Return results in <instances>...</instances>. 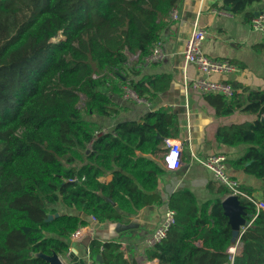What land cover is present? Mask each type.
Instances as JSON below:
<instances>
[{
    "label": "trees",
    "instance_id": "1",
    "mask_svg": "<svg viewBox=\"0 0 264 264\" xmlns=\"http://www.w3.org/2000/svg\"><path fill=\"white\" fill-rule=\"evenodd\" d=\"M261 1L225 5L237 15ZM181 2L0 0V264H47L32 253L67 255L72 234L92 217L125 222L126 213L164 204L156 192L164 173L157 159L165 157L166 139L180 136L177 114L161 106L112 130L87 116L117 117L121 108L110 93L120 91L118 82L147 102L170 88L171 74L132 75H141L145 57ZM247 14L248 20L254 17ZM256 50L264 51V43ZM203 97L217 117L238 111L254 116L221 124L216 139L246 145L230 163L264 184V89ZM107 175L112 178L102 181ZM228 193L223 187L218 197L201 203L187 189L172 193L174 222L161 242L147 248L148 260L230 264L232 228L222 207ZM242 203L256 213L252 202ZM63 206L81 214L61 212ZM240 241L234 264H264V209ZM118 246L96 236L91 257L99 262L101 255L102 264H135Z\"/></svg>",
    "mask_w": 264,
    "mask_h": 264
},
{
    "label": "crops",
    "instance_id": "2",
    "mask_svg": "<svg viewBox=\"0 0 264 264\" xmlns=\"http://www.w3.org/2000/svg\"><path fill=\"white\" fill-rule=\"evenodd\" d=\"M175 9L179 18L169 17L168 25L161 37L165 51L164 59L149 65L145 63L141 75H132L134 79H139L144 74H171L173 80L170 88L160 93L152 102H140L126 97L124 89V101L120 103L114 99L117 105L122 107L117 117L92 115L93 117L90 118L102 124L105 130H112L119 121L139 120L147 111L168 106L179 119L180 136L175 138L185 143L181 164L175 169H168L164 159H157L164 173L161 175L156 192L162 196L164 204L148 205L135 213H126L125 222H137L139 227L125 231L123 234L115 231L116 223L99 222L94 227L95 236L118 242L119 246L116 250H120V247L124 248L126 256L135 264L146 262L162 264L159 259L148 260L146 250L149 247L145 239L164 220L172 193L187 189L194 193L201 203L218 197L223 189L224 186L215 180L210 170L198 163L191 164L192 153L201 156L223 153L228 158V172L253 195L258 198L264 196V184L260 179L241 168H235L230 163V160L238 158L243 153L246 145L233 147L219 143L216 139V131L221 124L241 122L254 116L248 112L238 111L228 117H217L215 110L203 95L195 89L185 88V83H190L200 75V72L194 64L186 63L183 57L187 39L193 31L194 22L198 19L200 26L206 32L202 43L205 53L213 58L228 59L238 67L234 73L228 75L213 73L210 77L214 80L228 81L239 93L264 89V51L256 50V45L264 43V35L250 27L252 18L247 19L249 16L247 12L255 16L264 9V0L249 6L245 12L237 15L229 11L225 0H183ZM165 149L164 156L168 152L166 146ZM111 178V175H107L101 180L109 181ZM212 183L219 184L210 187ZM60 211L81 214L76 209L64 206ZM90 241V237L85 236L72 244L75 247L74 255L77 259H84L86 264H93L92 257L87 253Z\"/></svg>",
    "mask_w": 264,
    "mask_h": 264
},
{
    "label": "built area",
    "instance_id": "3",
    "mask_svg": "<svg viewBox=\"0 0 264 264\" xmlns=\"http://www.w3.org/2000/svg\"><path fill=\"white\" fill-rule=\"evenodd\" d=\"M175 8L170 12L169 17H171L172 19L179 18V15ZM214 12L217 13L218 11ZM250 27L253 30L258 31L264 35V9L260 10L252 18ZM205 34V30L200 26V20L197 19L193 24V31L187 39L183 51V57L186 63H192L196 66V68L200 72V75L194 78L190 83H185V88L187 90L191 88L195 89L201 95L221 94L226 98H231L237 91V89H235L231 85V83L225 80H214L210 76L213 73L228 75L236 72L238 70V67L228 59L213 58L207 55L202 46ZM164 57L165 51L160 41L152 47L149 55L145 57V63L149 65L158 61H162ZM124 89L126 92V97H135L134 99L140 102L145 101L139 98L128 86H126ZM184 145L185 143L180 139H166V148L168 152L165 154L164 163L168 169H175L179 167L182 162L181 156L184 151ZM178 160L180 161L179 164H177ZM194 163L201 164L205 168L210 170L215 180L228 189L229 193L227 194V196L237 195L241 200L246 199L252 202L256 207V213L254 214V217H256L257 214L262 209H264V202L258 199L255 195L247 192L243 188L242 183L228 172V158L223 153H213L206 156L192 153L191 164ZM174 215L175 211L169 208L166 212L164 220L149 236L146 237L145 243L148 247H154L156 244L162 241V239L167 234L169 226L174 222ZM98 223L99 221L95 217H92L89 224L77 228L71 236V243L74 244L85 236L90 237V240L95 238L96 236L94 227ZM231 247L229 248L230 264H234L235 256L241 253L242 244L240 238L233 245V247ZM74 248L75 247L71 245L70 251L68 252L67 256L70 255V253L74 252ZM120 250L124 251V248L120 247ZM87 253L91 257L89 245L87 247ZM145 264L151 263L146 262Z\"/></svg>",
    "mask_w": 264,
    "mask_h": 264
},
{
    "label": "water",
    "instance_id": "4",
    "mask_svg": "<svg viewBox=\"0 0 264 264\" xmlns=\"http://www.w3.org/2000/svg\"><path fill=\"white\" fill-rule=\"evenodd\" d=\"M160 137V135H158ZM248 162L247 164H249ZM108 201H112L110 196H107ZM114 204L115 202L112 201ZM222 207L225 215L228 217L229 224L232 228V238L231 241L233 244L237 242L240 238L242 231L248 227L253 221L254 214L247 212L246 206L242 203V200L237 195H228L225 196L222 200ZM58 215V214H57ZM52 218V215H50ZM139 227V224L134 221L130 222H118L115 224V231L117 233H123L131 229ZM75 250V248L73 249ZM32 257L40 258L44 260L47 264H68L67 260L62 257V255L57 252L52 254H47L42 251L33 252ZM70 260H77V257L74 255V252L70 253L67 256ZM97 260L102 263L101 255L97 256Z\"/></svg>",
    "mask_w": 264,
    "mask_h": 264
},
{
    "label": "rangeland",
    "instance_id": "5",
    "mask_svg": "<svg viewBox=\"0 0 264 264\" xmlns=\"http://www.w3.org/2000/svg\"><path fill=\"white\" fill-rule=\"evenodd\" d=\"M59 37H61V36H59ZM58 37V38H59ZM118 84L119 85H121V89H120V91L118 92V93H113V94H111V97L113 98V99H115V100H117V101H119L120 103L121 102H123L124 101V84H121V83H119L118 82ZM133 98H135V97H133ZM135 100V99H134ZM80 107L82 108V109H84V104H83V102L82 103H80ZM121 109H122V107H120ZM84 116H85V113H84ZM96 116V115H95ZM93 116H87V118H92ZM97 117H100V116H97ZM105 130V129H104ZM263 198H261V197H257L258 199H260L261 201H263L264 202V196H262ZM62 257L64 258V259H66L67 260V263L68 264H72V260H70L68 257H67V255H65V256H63L62 255ZM92 262H93V264H96L97 262L94 260V259H92Z\"/></svg>",
    "mask_w": 264,
    "mask_h": 264
},
{
    "label": "clouds",
    "instance_id": "6",
    "mask_svg": "<svg viewBox=\"0 0 264 264\" xmlns=\"http://www.w3.org/2000/svg\"><path fill=\"white\" fill-rule=\"evenodd\" d=\"M179 162H180V161L178 160V163H177V164H179Z\"/></svg>",
    "mask_w": 264,
    "mask_h": 264
}]
</instances>
